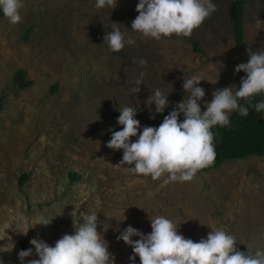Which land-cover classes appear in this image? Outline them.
Instances as JSON below:
<instances>
[{
  "label": "rangeland",
  "instance_id": "374dc122",
  "mask_svg": "<svg viewBox=\"0 0 264 264\" xmlns=\"http://www.w3.org/2000/svg\"><path fill=\"white\" fill-rule=\"evenodd\" d=\"M229 1L212 0L217 11L190 38L159 42L131 31L138 0H117L114 9H97L96 0H24L18 25L0 11V264H20L18 253L28 249L32 256L25 264L38 259L33 238L55 246L63 235L73 234L74 210L81 218L98 215L97 231L114 264H132V248L117 239L121 232L132 226L148 235L149 217L157 215L172 220L180 235L195 242L220 229L236 237L239 250H264V157L229 161L198 172L191 182L164 186L114 167L123 151L106 147L111 130L122 129L119 107L136 109L140 131L159 127L164 112L145 104L156 89L168 95L167 108H174L188 95L183 79L201 75L205 111L214 90L241 83L246 74L236 73V66L248 62L249 48L264 50V23H257L264 22V0H248L244 51L235 42ZM115 27L135 40L119 53L103 44ZM194 42L201 52L194 51ZM18 70L27 73L32 87H15ZM141 72L146 75L134 94ZM70 173L79 179L73 182ZM23 174L30 178L20 186ZM40 217L52 222L34 227Z\"/></svg>",
  "mask_w": 264,
  "mask_h": 264
},
{
  "label": "clouds",
  "instance_id": "9594fccd",
  "mask_svg": "<svg viewBox=\"0 0 264 264\" xmlns=\"http://www.w3.org/2000/svg\"><path fill=\"white\" fill-rule=\"evenodd\" d=\"M116 6L117 0H96L95 4L97 9H114ZM24 8V0H0V11L11 25L22 22L21 10ZM135 10L138 15L131 23V31L159 42L172 36L190 38L217 7L212 0H138ZM257 23L264 22L257 19ZM103 40L111 53L121 52L126 44H135V40L126 38L119 27L106 33ZM248 55V62L235 68L236 73L246 74L241 78L239 88L230 85L214 90L212 101L204 104L205 111L200 104L205 97L204 89L198 86L203 81L201 75L183 79L187 98L175 105L159 127L144 126L140 131V122L135 119L136 109L119 107L117 123L122 129L111 130V139L106 144L110 150L123 151L121 161L114 167L123 166L126 172L162 181L166 186L191 182L198 172L212 166L216 158L212 129L229 125V115L234 111L242 117L248 116L249 108H254L257 113L264 112V99L254 103L255 97L264 95V50L253 53L249 48ZM138 62L142 67L147 66L144 59ZM145 75V72L140 73L132 93L140 92ZM240 101L247 106H242ZM145 104L150 111L154 104L155 112L163 113L169 105L168 95L156 89ZM133 137H136L135 142ZM70 215L74 233L63 235L55 246L33 238L30 244L38 259L29 260L28 264H114L107 242L97 231L98 215L92 213L81 218L76 210ZM149 219L150 234L145 235L128 226L117 237L132 248L133 255L129 257L132 264L136 257L140 264H264V250L240 251L236 237L224 230L212 229L206 239L195 242L180 235L176 224L165 216H150ZM51 222L40 217L34 227L37 224L48 226ZM108 227L105 224L104 230ZM134 236L139 239L133 241ZM30 256L32 249L21 250L18 253L20 264H25Z\"/></svg>",
  "mask_w": 264,
  "mask_h": 264
},
{
  "label": "trees",
  "instance_id": "16d2710c",
  "mask_svg": "<svg viewBox=\"0 0 264 264\" xmlns=\"http://www.w3.org/2000/svg\"><path fill=\"white\" fill-rule=\"evenodd\" d=\"M248 0H230L228 6V15L232 25V31L235 36L237 48L244 51L245 45V21ZM194 51L201 52L198 42H194ZM13 83L19 90H26L33 86V81L29 80L24 70H18L14 77ZM240 84L237 86L239 88ZM58 90L55 85L52 92ZM183 94H178L181 99ZM264 99V95L254 98V103ZM242 106H247L244 101H240ZM174 108H167L160 118L159 125L163 122ZM4 110V98L0 97V114ZM113 117V116H112ZM183 117H180L182 121ZM230 124L224 127L216 126L212 129L214 135V148L216 158L212 166L205 168L202 172H210L221 168L229 161L244 160L249 157H264V112L257 113L254 108H249V114L246 117L239 115L238 111H234L229 115ZM30 174H23L20 177L19 185L29 180ZM73 182L79 179V175L70 173ZM246 252L245 247L240 248Z\"/></svg>",
  "mask_w": 264,
  "mask_h": 264
}]
</instances>
